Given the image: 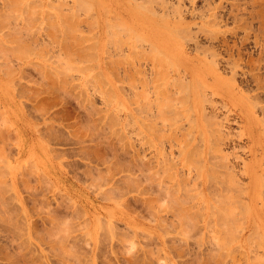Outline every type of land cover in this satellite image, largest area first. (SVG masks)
Wrapping results in <instances>:
<instances>
[{"label": "rangeland", "instance_id": "rangeland-1", "mask_svg": "<svg viewBox=\"0 0 264 264\" xmlns=\"http://www.w3.org/2000/svg\"><path fill=\"white\" fill-rule=\"evenodd\" d=\"M0 264H264V0H0Z\"/></svg>", "mask_w": 264, "mask_h": 264}, {"label": "bare ground", "instance_id": "bare-ground-1", "mask_svg": "<svg viewBox=\"0 0 264 264\" xmlns=\"http://www.w3.org/2000/svg\"><path fill=\"white\" fill-rule=\"evenodd\" d=\"M220 132V131H219ZM211 139V138H210ZM202 140V139H201ZM212 140V139H211ZM180 148V147H179ZM182 148V147H181ZM211 148H213V147H211ZM185 149V148H184ZM183 148H182V151L184 150ZM182 151H180L181 153H182ZM214 151V150H213ZM217 153V152H216ZM201 154V153H200ZM211 154V153H210ZM212 156V155H211ZM215 157V156H214ZM202 158V157H201ZM212 158V157H211ZM220 162V161H219ZM222 163V162H221ZM177 164H179V163H177ZM176 164V165H177ZM215 165H217V164H215ZM222 165V164H221ZM173 166V165H172ZM175 166V165H174ZM228 166V165H227ZM217 167H218V165H217ZM222 167V166H221ZM233 167V166H232ZM172 168H174V167H172ZM214 168V167H213ZM224 168V167H223ZM227 168H229V167H227ZM175 169V168H174ZM209 169V168H208ZM216 170V169H215ZM230 170V169H229ZM244 170H245V173L248 175V174H250V166H249V164L247 165H245V167H244ZM199 171V170H198ZM210 171H212V170H210ZM187 172H189V171H187ZM192 172V171H191ZM169 174V173H168ZM171 174V173H170ZM175 174V173H174ZM179 174V173H178ZM187 174V173H186ZM201 174V173H200ZM170 176V175H169ZM179 176V175H178ZM189 176H191V175H189ZM227 176V175H226ZM228 176H230V175H228ZM232 176V175H231ZM197 177V176H196ZM199 177V176H198ZM172 178V177H171ZM186 178V177H185ZM228 178V177H227ZM233 178H235V176H233ZM232 178V179H233ZM231 179V180H232ZM237 179V178H236ZM235 179V180H236ZM173 180V179H172ZM176 180V179H175ZM197 180V179H196ZM210 180V179H209ZM208 180V181H209ZM230 180V177H229V179H228V184H230L231 182L229 181ZM205 181L206 180H202V185H204V183H205ZM207 181V182H208ZM232 181H234V180H232ZM237 181V180H236ZM262 181V180H261ZM181 182H182V180H180V187H181V185L183 184H181ZM211 182V181H210ZM217 182V181H216ZM222 182V185H226L227 183H225L226 182V179H225V182L223 183V181H221ZM168 183H170V182H168ZM188 183V182H187ZM213 183H214V181H213ZM218 183V182H217ZM233 183V182H232ZM239 183V182H238ZM196 184V183H195ZM262 184V183H261ZM200 185V184H199ZM219 185H221V183L219 184ZM239 185V184H238ZM174 186H175V183H174ZM188 186H189V184H188ZM201 186V185H200ZM212 186H214V185H212ZM227 186H229V185H227ZM227 186H225V188H224V190L226 191V187ZM233 186V185H232ZM166 187H168L167 185H166ZM219 187H221V186H219ZM224 187V186H223ZM230 188H231V186H229ZM176 188V187H175ZM198 188H200V187H198ZM218 188V187H217ZM228 188V187H227ZM169 189H171V187L169 188ZM177 189V188H176ZM185 189V188H184ZM194 189V188H193ZM197 189V188H196ZM218 190V189H217ZM186 191V190H185ZM200 191H201V189H200ZM220 191V190H219ZM224 191V192H225ZM177 192H178V189H177ZM199 192V191H198ZM182 193V192H181ZM200 193V192H199ZM199 193H197V194H199ZM210 193H211V191H210ZM214 193H215V191H214ZM227 193V191L225 192V194ZM229 193V192H228ZM187 194V193H186ZM197 194L196 195H194V197L195 196H197ZM201 194V193H200ZM222 194V193H221ZM193 195V194H192ZM192 195H190V200L192 201V199H194L195 200V198L192 196ZM229 195V198H230V193L228 194ZM179 196V195H178ZM201 196V195H200ZM215 196V195H214ZM221 196H223V195H221ZM225 196H227V195H225ZM180 197V196H179ZM211 197H213V195L211 196ZM233 197V196H232ZM231 197V198H232ZM200 198H202V197H200ZM206 197H204L203 199H205ZM217 198H220V196L219 197H217ZM224 198V197H223ZM225 198H227V197H225ZM229 198H227V199H229ZM230 198V199H231ZM207 199V198H206ZM221 199V198H220ZM187 200H188V198H187ZM214 200H217V202H220V200H218V199H214ZM196 201V200H195ZM199 201V200H198ZM222 201V200H221ZM223 201H226V200H223ZM203 202V201H202ZM227 202V201H226ZM194 203V202H193ZM216 203V202H215ZM220 203H223V202H220ZM217 204V203H216ZM195 205H196V203H195ZM202 205V204H201ZM222 205V204H221ZM220 207V206H219ZM218 210V209H217ZM221 212V211H220ZM222 213V212H221ZM225 212H223V214H224ZM227 213V212H226ZM223 216H225V215H223ZM222 217V216H221ZM223 218V217H222ZM225 220H226V217L224 218ZM205 221V220H204ZM222 224V223H221ZM227 246V245H226ZM225 246V247H226Z\"/></svg>", "mask_w": 264, "mask_h": 264}]
</instances>
